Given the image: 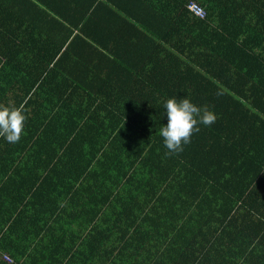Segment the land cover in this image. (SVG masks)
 Listing matches in <instances>:
<instances>
[{
    "label": "trees",
    "instance_id": "1",
    "mask_svg": "<svg viewBox=\"0 0 264 264\" xmlns=\"http://www.w3.org/2000/svg\"><path fill=\"white\" fill-rule=\"evenodd\" d=\"M27 46L41 47L39 70L6 78L11 52ZM0 56V105L46 118L80 109L84 93L105 146L74 190L64 152L34 141L29 155L60 183L25 211L33 202L16 151L33 132L0 137L15 164L0 171V264H264V0H0ZM53 71L67 86L45 87ZM170 98L217 116L172 155L159 135ZM61 183L70 215L55 201ZM84 190L80 210L71 192ZM86 208L96 214L85 233L72 223Z\"/></svg>",
    "mask_w": 264,
    "mask_h": 264
},
{
    "label": "crops",
    "instance_id": "2",
    "mask_svg": "<svg viewBox=\"0 0 264 264\" xmlns=\"http://www.w3.org/2000/svg\"><path fill=\"white\" fill-rule=\"evenodd\" d=\"M53 25L50 28H46V30H41L45 32L44 36L47 38L54 36L55 32L52 30ZM41 47L38 46H27L21 49L16 50V52H11L12 57L11 60L9 57L4 65L6 78H9L12 74V71H16L17 82L23 83L25 82L29 76H32L34 71L39 70V66L37 64L36 57L33 55H38L41 51ZM49 52H53L54 49L45 48ZM47 53V52H46ZM10 55V54H9ZM11 56V55H10ZM0 84L5 79L2 74V56H0ZM3 65V64H2ZM50 66H53V62L50 63ZM61 67L64 71H67L68 67L65 63L61 64ZM66 79V81H65ZM62 82V84L67 86L68 78L67 75H62L53 71V73L46 75V84L45 87L55 86ZM36 93L33 92V88L30 90L28 95L24 96V103L29 102L31 100H35ZM84 93H81L77 100L83 101L82 106L79 109L78 107L70 108L68 106L60 107L57 112H53L49 114L48 117L43 118L36 115V112L31 110V105L28 108V116H26L25 126L23 135H26L29 132L31 137L30 141L24 145L23 148H20L16 151L17 153V169H20L21 179L24 181V186L28 191V195L33 202L28 209L25 211L31 210L32 207L38 202L44 203L46 199L50 196L51 193V184H59L58 180L54 178L53 172L48 171L42 165H39L36 160L32 156L29 155L30 151L34 152L36 145L34 141L37 143L43 142L46 148L51 149H59L64 152V156L62 158V165L64 167V173L67 175V180H70L71 189L76 190L77 187H80V181L85 176H88V173L93 172V169H96V152L99 153L103 148V139L102 133L100 130V126L97 127L96 121L92 120V118H96V114L90 113L85 109L86 107V99L87 95L84 97ZM84 97V98H83ZM83 98V99H82ZM26 105V104H25ZM57 109V107H56ZM33 116L40 118L42 120H36ZM26 125L28 127L26 128ZM35 131V132H34ZM51 144V145H49ZM6 145V144H5ZM4 150L0 149V171L2 169H12L15 164L12 165L11 157L7 156L6 152L8 150L13 151V145L4 146ZM7 147V150H6ZM2 154L4 157H2ZM92 162V165L88 163ZM74 169L80 170V172H75ZM1 174V173H0ZM2 175V174H1ZM84 175L83 177H78V180L75 182V176ZM60 189L58 194H56L57 198V206L59 207V214L65 212L68 209V197L66 192H63L64 183L60 184ZM77 186V187H75ZM65 189V188H64ZM75 194L76 197L82 196V198H78L79 209L82 210L86 204V200L84 195L86 191H74L71 192ZM81 200L83 204H81ZM23 202V201H22ZM69 212V210H66ZM65 214H69L66 213ZM93 212L96 214L95 210H88L87 208L81 213L82 218L74 219V223H72L73 228H77L79 231L82 229L83 231L94 230L93 228V219L89 216V213ZM100 212L101 209H100ZM70 215V214H69ZM61 216V214H60ZM95 223L102 224V220L96 221ZM51 229V228H50ZM51 237H55L59 240V234L55 231L51 232ZM41 239V238H40Z\"/></svg>",
    "mask_w": 264,
    "mask_h": 264
},
{
    "label": "clouds",
    "instance_id": "3",
    "mask_svg": "<svg viewBox=\"0 0 264 264\" xmlns=\"http://www.w3.org/2000/svg\"><path fill=\"white\" fill-rule=\"evenodd\" d=\"M218 91L217 95H222ZM167 125L159 129L167 154H179L191 143L194 133L200 131L198 124L211 126L217 116L207 106L199 107L188 98H170L165 103ZM26 116L23 109L0 105V137L8 143H18L24 131Z\"/></svg>",
    "mask_w": 264,
    "mask_h": 264
},
{
    "label": "built area",
    "instance_id": "4",
    "mask_svg": "<svg viewBox=\"0 0 264 264\" xmlns=\"http://www.w3.org/2000/svg\"><path fill=\"white\" fill-rule=\"evenodd\" d=\"M188 7L191 9L192 12H194L196 15L203 17L204 16V10L195 2L188 4ZM7 261H11V258L8 256L4 257Z\"/></svg>",
    "mask_w": 264,
    "mask_h": 264
},
{
    "label": "rangeland",
    "instance_id": "5",
    "mask_svg": "<svg viewBox=\"0 0 264 264\" xmlns=\"http://www.w3.org/2000/svg\"><path fill=\"white\" fill-rule=\"evenodd\" d=\"M31 239L33 240V241H41V239H39L38 237H36V236H31Z\"/></svg>",
    "mask_w": 264,
    "mask_h": 264
}]
</instances>
